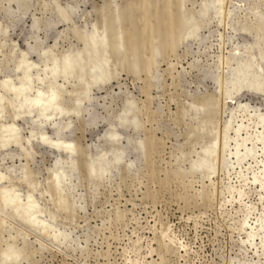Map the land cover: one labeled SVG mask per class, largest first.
I'll list each match as a JSON object with an SVG mask.
<instances>
[{
  "label": "rangeland",
  "instance_id": "374dc122",
  "mask_svg": "<svg viewBox=\"0 0 264 264\" xmlns=\"http://www.w3.org/2000/svg\"><path fill=\"white\" fill-rule=\"evenodd\" d=\"M133 263L264 264V0H0V264Z\"/></svg>",
  "mask_w": 264,
  "mask_h": 264
},
{
  "label": "bare ground",
  "instance_id": "6f19581e",
  "mask_svg": "<svg viewBox=\"0 0 264 264\" xmlns=\"http://www.w3.org/2000/svg\"><path fill=\"white\" fill-rule=\"evenodd\" d=\"M153 13V12H152ZM169 239V238H168ZM134 264V263H133Z\"/></svg>",
  "mask_w": 264,
  "mask_h": 264
}]
</instances>
